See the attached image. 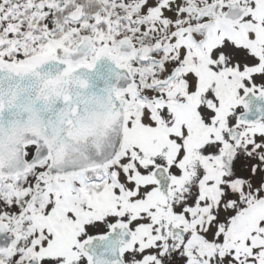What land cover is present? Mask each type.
Returning a JSON list of instances; mask_svg holds the SVG:
<instances>
[{
	"label": "snow or ice",
	"instance_id": "snow-or-ice-1",
	"mask_svg": "<svg viewBox=\"0 0 264 264\" xmlns=\"http://www.w3.org/2000/svg\"><path fill=\"white\" fill-rule=\"evenodd\" d=\"M0 264H264V0H0Z\"/></svg>",
	"mask_w": 264,
	"mask_h": 264
}]
</instances>
